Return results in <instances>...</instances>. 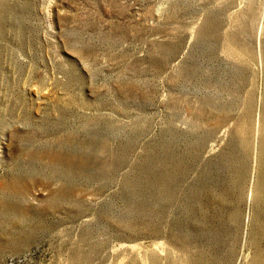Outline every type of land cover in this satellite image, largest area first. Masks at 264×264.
I'll list each match as a JSON object with an SVG mask.
<instances>
[{
  "label": "rangeland",
  "instance_id": "rangeland-1",
  "mask_svg": "<svg viewBox=\"0 0 264 264\" xmlns=\"http://www.w3.org/2000/svg\"><path fill=\"white\" fill-rule=\"evenodd\" d=\"M263 117L264 0H0V264H264Z\"/></svg>",
  "mask_w": 264,
  "mask_h": 264
},
{
  "label": "bare ground",
  "instance_id": "bare-ground-1",
  "mask_svg": "<svg viewBox=\"0 0 264 264\" xmlns=\"http://www.w3.org/2000/svg\"><path fill=\"white\" fill-rule=\"evenodd\" d=\"M263 120H264V117H263ZM262 126H263V123H262V121L259 123V130H258V134H259V136L260 135H262V130H263V128H262ZM263 136V135H262ZM263 138V137H262ZM76 264V263H75Z\"/></svg>",
  "mask_w": 264,
  "mask_h": 264
}]
</instances>
